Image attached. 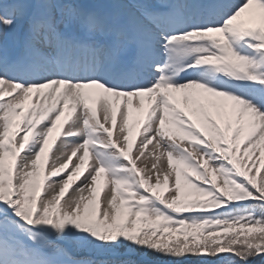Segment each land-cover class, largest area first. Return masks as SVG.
Returning <instances> with one entry per match:
<instances>
[{
  "label": "rangeland",
  "instance_id": "1",
  "mask_svg": "<svg viewBox=\"0 0 264 264\" xmlns=\"http://www.w3.org/2000/svg\"><path fill=\"white\" fill-rule=\"evenodd\" d=\"M77 2L81 6L85 3V13L94 9L101 11L92 19L93 22L101 18L109 21L111 16L108 10L115 18L119 13L118 9L127 7L125 3L130 4L128 0H75L76 4ZM258 4L260 6L256 8L264 11V0H260ZM66 7L62 6L58 10L56 16L59 19L61 11L68 16L70 10H66ZM240 12L239 8L229 19L211 25L205 32L188 30L182 33L177 39L185 44L172 45L167 62L161 61L153 67L155 84L158 85L150 92V98L135 92H121L122 100L116 99L112 103L113 116L106 115L105 108L99 111L90 105L76 107V110L68 115L60 109L49 111L45 115H33L31 110L38 103L37 93L32 90L36 83L0 76V100L8 101L9 106L16 105L20 108L17 120L12 122L13 125H9V120L2 114L5 106H0V169L11 171L12 175L14 173L15 178H12V181L15 182V196L19 195L17 193H23L29 184L35 185L41 180L43 189L37 199L39 209L45 211L54 206L62 207V213L92 228V235L98 239L101 230L110 228L124 219L128 221L129 217L128 208L122 204L126 199L125 192L120 188L124 175L113 168L110 160L113 152L106 149V142L110 144L111 139L115 140L117 146L136 158L137 162L143 165L142 172L148 176L150 185L161 191L183 182L190 183L189 177L195 173L193 171L196 167L193 168L191 161L186 159L182 144L179 143L178 134L182 125H192V129L197 132L195 126L200 125L224 135L233 133L227 145L231 148L232 142L237 144L240 149L249 153L244 163L247 161L260 165L263 162L264 169V126L260 128L264 121V24L247 28V31L258 30L250 33L252 40L245 41L250 47H255V50H242L237 40L245 31L243 15ZM11 16L5 10H0V24L5 29L11 24V21H8ZM25 25L19 24L20 30L14 27L9 36L7 29L6 34L3 35V32L0 36V43L7 42L8 47L22 51L23 55L32 54L38 63H44L45 59L38 54L42 51L41 46L36 45L41 42V37L32 30L26 33L24 29L21 33ZM234 28L235 38L232 39L228 33ZM53 36L52 33L49 40L52 41ZM199 47L209 50V55H216L214 69L226 75V78L218 79L217 82L233 87L229 94L226 93L228 95H225L222 102L217 103L219 98L213 94L218 91L217 87L197 82L200 75L210 74L212 71L204 70V67L197 63L203 73L196 74L200 72L193 66L196 60L185 63L186 51ZM190 66L192 69L187 70ZM41 71L47 73L43 69ZM182 89L190 98L188 102L191 107L181 103L184 98L180 94ZM134 103L141 105L137 106L140 116L138 114L135 118L131 115L135 111H130V108H136ZM117 105L122 106L120 115L115 112ZM142 105L144 108L141 110ZM142 124L144 129L149 127L148 132H151V135L146 136L144 130L137 131ZM9 128L12 129V135L7 137L5 133ZM189 135L193 137V141L188 142L189 145H192L191 148L197 150L199 155L204 154V157L201 156L204 160L206 152L195 146L194 132ZM174 138L178 140V144ZM7 139L9 142L14 141L13 147H8ZM134 151L136 157L133 156ZM258 153L262 154L256 156ZM16 154H19V158L14 162ZM243 169L245 173L248 172L247 167ZM238 170L239 174L243 175L241 168ZM215 183L221 188L222 177ZM186 193L191 197L189 191ZM202 194L205 195V192ZM180 199L181 197H172L174 205ZM9 200L6 199L4 205L12 210L13 205ZM231 206L226 214H238L246 209L243 204ZM189 209L191 208L181 210ZM155 211L154 207H150V217L160 218ZM3 245L5 243L0 240V264H50L36 244L28 245L16 237H10L8 246L4 248Z\"/></svg>",
  "mask_w": 264,
  "mask_h": 264
},
{
  "label": "trees",
  "instance_id": "2",
  "mask_svg": "<svg viewBox=\"0 0 264 264\" xmlns=\"http://www.w3.org/2000/svg\"><path fill=\"white\" fill-rule=\"evenodd\" d=\"M257 213L253 209L248 216L238 220H221L220 226L224 229L219 230L212 224L207 226L205 233L190 237L184 241L176 251L162 250L161 247L153 243H169L168 234L157 231L152 234L151 240L147 244H139L136 241L145 240L148 236H136L131 239L130 245L134 243L145 258L146 262L138 259L118 257L111 261L102 260L98 264H151L150 259L171 261L177 263L185 258L188 260L183 264H264V204L258 205ZM106 246L119 245L114 240L107 238L104 240ZM161 241V242H160ZM120 248H116L119 251ZM228 250L232 254L228 253ZM122 251V250H120ZM105 253L112 250L103 251Z\"/></svg>",
  "mask_w": 264,
  "mask_h": 264
},
{
  "label": "bare ground",
  "instance_id": "3",
  "mask_svg": "<svg viewBox=\"0 0 264 264\" xmlns=\"http://www.w3.org/2000/svg\"><path fill=\"white\" fill-rule=\"evenodd\" d=\"M239 6L243 12L244 25L254 27L257 24H264V12H260L256 8L257 0H237ZM71 10V8L69 7ZM78 14H71V25L79 27L80 23L77 19ZM126 17L136 19V14L131 10L126 11ZM148 29H151L150 25L138 28L140 34L144 40H149ZM131 31V28L127 25L125 33ZM233 33V32H230ZM130 38H132L130 36ZM36 87L34 90L37 92L38 103L32 109L33 114L47 112L64 107L66 114L72 113L76 106L84 102L83 94L95 95L94 100L91 102L96 109L107 110L106 115L113 116L112 113V99H116L120 96L123 87L111 85L109 82L104 81L99 76H94L92 79L85 78L84 80L71 81L68 75H59L58 73H49V76L39 77L35 81ZM132 90V89H130ZM226 90V89H225ZM219 89L216 93H213L219 100L217 103L224 101L226 91ZM89 95L87 97H89ZM183 96H186L182 93ZM186 106L190 107L188 97H184L181 100ZM111 110V111H109ZM264 126V121L260 124V128Z\"/></svg>",
  "mask_w": 264,
  "mask_h": 264
}]
</instances>
